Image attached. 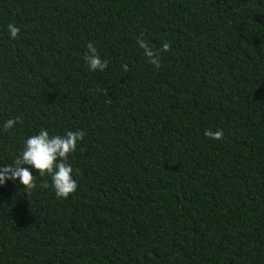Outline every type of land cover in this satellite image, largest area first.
Here are the masks:
<instances>
[{"label":"trees","instance_id":"trees-1","mask_svg":"<svg viewBox=\"0 0 264 264\" xmlns=\"http://www.w3.org/2000/svg\"><path fill=\"white\" fill-rule=\"evenodd\" d=\"M42 128L78 187L0 185V264H264V0H0V167Z\"/></svg>","mask_w":264,"mask_h":264},{"label":"clouds","instance_id":"clouds-1","mask_svg":"<svg viewBox=\"0 0 264 264\" xmlns=\"http://www.w3.org/2000/svg\"><path fill=\"white\" fill-rule=\"evenodd\" d=\"M10 38H18L20 29L18 26L9 23L7 25ZM143 32L137 39L138 46L143 50V54L147 62L155 68L161 67V53L171 51L170 42L162 44L160 49H155L143 39ZM87 51L84 54V62L90 71H104L108 64V60H102L93 42L86 45ZM123 71L128 72V65H121ZM106 102L111 103V97L107 96L104 89ZM22 123L20 117H15L5 121L3 124L4 131H8L16 124ZM204 135L213 140H221L224 136L222 129L213 131L206 129ZM85 133L81 130H67L63 136L49 135L48 130L41 129L38 134L29 136L24 141V147L12 164L0 167V185L6 180H19L20 184L30 194L36 188L35 176L29 168L39 172L41 177L48 175L51 177L52 187L57 198H67L70 194L77 190V182L73 179V168L68 163V157L77 149V144L82 141ZM79 170H77L78 172ZM40 187L48 188L47 182H42Z\"/></svg>","mask_w":264,"mask_h":264}]
</instances>
